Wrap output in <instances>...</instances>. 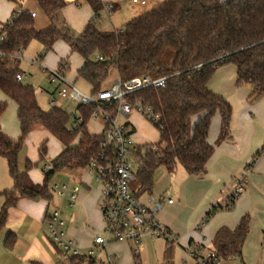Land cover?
Masks as SVG:
<instances>
[{"label":"trees","instance_id":"trees-1","mask_svg":"<svg viewBox=\"0 0 264 264\" xmlns=\"http://www.w3.org/2000/svg\"><path fill=\"white\" fill-rule=\"evenodd\" d=\"M12 1L19 3V0ZM35 1L51 23L48 26L38 28L28 10L13 12L10 19L0 22V50L5 52L0 57V90L16 106L20 132L17 139H11L0 127V156L6 159L13 182L11 189L0 191L4 198L0 206V227L7 210L19 198L52 200L48 182L54 172L68 168L81 170L89 166L92 158L111 155V150L103 145V133H90L86 128L92 105L76 106L73 120L81 115L83 122L73 130L69 126L70 114L65 109L58 105L43 109L32 85L16 79V74L23 71L19 68V59L11 55L21 52L30 41L42 45L43 57L57 40H63L70 52L82 57L84 62L76 77L91 85L90 93L105 89L103 83L112 69L117 70L122 81L140 75L166 76L163 87H144L125 97L130 101L140 99L157 115L150 123L156 128L158 139L137 144L130 157L137 163L132 173L138 184L136 197L151 192L153 173L158 166L172 172L180 165L188 174L196 176L205 172L214 150L207 139L214 114L220 117L216 143L231 137L232 107L207 85L217 67L226 63L235 66V85L248 87V101L264 95V0H165L131 18L120 29L102 30L91 20L76 35L60 15L67 4L65 0ZM86 2L94 13L102 8L101 0ZM63 63L67 64L65 59L59 61L57 67ZM128 74L131 76L127 77ZM5 106L0 103V112ZM36 128L54 136L62 148L49 161L44 160L47 153V140H44L38 147V161L21 163L24 140ZM105 129L106 124H103V131ZM263 152L264 143L246 168L249 169ZM45 162L49 167H42V182H33L28 170ZM235 199L229 196L223 205L210 206L202 222L208 221L218 209L230 210ZM248 230L246 213L234 228L221 226L211 239L210 249L219 260L240 257ZM165 241L161 264H173L172 242ZM13 242L14 237L10 235L5 244L9 247ZM51 242L54 244L52 239ZM86 264H94V261Z\"/></svg>","mask_w":264,"mask_h":264},{"label":"crops","instance_id":"crops-1","mask_svg":"<svg viewBox=\"0 0 264 264\" xmlns=\"http://www.w3.org/2000/svg\"><path fill=\"white\" fill-rule=\"evenodd\" d=\"M21 1L15 3L12 0H0V22L7 21L17 7L35 13L34 18H36L37 13L41 11L36 1L28 0L30 2L24 5ZM66 2L60 15L76 34L91 20L102 30H117L114 27L118 25L120 17L129 19L138 13L137 7L130 5L128 0H101L102 8L97 13H94L86 0H66ZM119 3L122 4V10L112 13ZM108 5L112 6L109 11L106 9ZM146 5L147 0L142 6ZM60 50L55 55V61L58 64L65 59L68 71L67 53L74 52H70L68 45L67 49L60 48ZM79 57L76 70L84 62L80 55ZM207 85L213 92L222 95L232 107L231 137L216 143L220 130V117L214 114L207 137L208 142L214 145V150L206 163L205 172L196 176L188 174L180 165H177L172 172L167 171L164 166L165 170H157L161 167L158 166L153 173L151 192L145 194L160 200L162 208L156 214V218L175 235L183 248L195 243L202 246L203 252L211 247V239L221 226L232 229L247 213L249 230L242 245L241 256L229 258L231 260H219L217 264H264V152L249 168L248 174L244 177V189L236 197L232 208L218 209L208 221L202 222L203 215L212 203L219 200L223 205L226 202L233 188L240 181L241 177H238L264 143V95L255 101H248V87L235 85V66L231 63L217 67ZM0 99L3 100V97ZM4 99L9 100L6 96ZM134 113L137 118H130V113L125 122L132 129L136 145L155 142L158 137L146 142L147 139H151L148 129L151 123L142 115ZM138 118L140 122L137 126ZM93 121L98 124V132H91L88 129L89 120L86 123L88 131L102 132L103 123L100 120ZM3 132L8 136L5 131ZM34 132L39 137L40 144L47 140L44 139L45 134L48 133L46 130L36 128L29 134ZM61 148L62 146H59L54 155L58 154ZM25 153L20 157L21 163L25 160L32 163L38 161L37 156L30 159ZM87 169L73 170V175L80 177V183L73 185L78 187L75 200L72 205L67 203L72 207L67 211L66 216L62 217L66 236L81 249L89 247L94 236L103 229L102 213L97 208L101 187L92 186V179L95 176L92 173L88 174ZM27 173L33 182H42L43 174L36 170V166L31 167ZM165 194L168 195L167 198ZM168 198L172 199L171 203L165 201ZM3 201L2 196L0 206ZM49 203L50 201L41 197H21L7 210L5 222L0 227V264H60L62 259H67L65 251L60 252L45 233L46 221L50 213ZM10 235L14 237V242L8 247L5 241ZM126 244L129 245L127 242H112L107 245V250L115 264H119L120 250L127 249Z\"/></svg>","mask_w":264,"mask_h":264},{"label":"built area","instance_id":"built-area-1","mask_svg":"<svg viewBox=\"0 0 264 264\" xmlns=\"http://www.w3.org/2000/svg\"><path fill=\"white\" fill-rule=\"evenodd\" d=\"M132 2L139 5L146 4V0H132ZM111 7L108 5L106 9L109 11ZM21 11L22 9L17 7L14 12L19 13ZM31 15L35 16V13H31ZM19 53L17 51L11 56L20 60L22 56ZM4 55L5 52L0 50V57ZM98 57L101 59V56ZM29 62L30 65L37 63L33 60H29ZM38 64L42 66L43 71L48 69L50 82L57 81L55 91L57 96L76 101L78 105L93 106L89 119L100 120L106 124V129L102 130L103 145L111 150L110 156L107 154L105 158L103 155L92 158L87 167L101 187L100 199L102 200L101 212L104 221V235L100 233L95 235L92 244L85 250H82L66 236L63 229L61 204L63 200H67L72 205L78 187L70 188L63 183L55 185L59 197H62L61 204L58 205L60 201L55 204L46 221L48 234L54 244L59 249L70 253L77 262L87 263L89 260H93L94 264H115L112 255L107 250V245L112 242H132L131 245L135 252L139 251L144 236H161L168 242L179 243L175 235L156 218V214L162 208L160 200L148 195L141 201L139 197L129 191V179L133 173L129 159L136 149V143L130 126L126 122H117L119 115L127 119L131 112L142 115L149 122L155 121L157 115L152 112L151 107L143 104L140 99L130 101L125 97L144 87H163L166 83V76L140 75L125 81L118 78L110 88H105L96 93H84L75 87L73 81L67 78L65 74L66 63L52 69L45 67L40 61ZM25 77V72L16 74L18 81H23ZM55 102L56 99L52 94L50 103L54 104ZM82 122L83 117L77 115L71 129L77 130ZM42 167L47 169L49 163H43ZM248 172V168L243 171L240 181L233 188L230 196L237 197L242 193L244 177ZM165 201L171 203L172 199L168 198ZM96 250L103 251V260L100 261L97 257L92 256ZM184 250L187 256L194 261V264H217L219 262L218 255L210 248L202 252L200 245L194 243L186 245Z\"/></svg>","mask_w":264,"mask_h":264},{"label":"rangeland","instance_id":"rangeland-1","mask_svg":"<svg viewBox=\"0 0 264 264\" xmlns=\"http://www.w3.org/2000/svg\"><path fill=\"white\" fill-rule=\"evenodd\" d=\"M30 1H35V0H30ZM30 1L28 0H22L21 4H27ZM66 1V0H65ZM165 0H147V5L142 6V5H135L133 4L132 0H128L130 5H133L137 7L138 13L137 15L152 9L156 5L162 3ZM20 3V0L18 1ZM122 4H117V7H115L114 11L112 13H115L118 10H122L121 8ZM103 13V11H102ZM120 12H118L119 14ZM104 15V14H103ZM135 15V16H137ZM134 16V17H135ZM62 18V16H61ZM60 18V19H61ZM129 19H125V17H120L118 25L115 26L114 28H121ZM36 20V25L38 28L46 27L49 24H51L47 17L43 14L42 11L37 13V17L35 18ZM43 20V21H42ZM108 28H113V27H108ZM71 32L76 35L75 30L70 28ZM67 49V44L63 40H57L54 45H53V50L49 51L46 53L45 56L41 57L42 52V45L35 41L32 40L30 41L25 48L21 50L19 55L22 56V58L19 60V68L26 73V77L23 79L24 83H27L29 85H32V87L35 90V96L38 104L43 108V109H48L51 105H59L65 111L70 114V122L69 126L72 127L73 124V113L74 111L77 112L76 106L78 105L76 101L66 99L64 101H61L60 97L56 95V88H57V81L50 82L49 81V74H48V69L46 71H43V68L41 65L38 64L40 61L45 67L52 69L57 67V62L56 60V54H58L61 50ZM68 52V51H67ZM68 56V65L69 69L66 71V76L70 81H73L74 85L76 88L79 90L83 91L84 93H90L91 92V85L83 80L80 77L77 76V70L76 66L79 64L80 57L76 53H67ZM29 60L37 61V63H33L30 65ZM230 64V63H226ZM224 65V64H223ZM222 66V65H221ZM220 67V66H219ZM67 69V68H66ZM69 74V75H68ZM131 76L130 74L126 75ZM119 78L118 72L115 69L110 70L109 75L107 79H105L103 86L104 88H110L113 84V82ZM54 95L56 102L54 104L50 103V98L51 95ZM3 97V100L0 99V103H5V109L0 112V127L3 131H5L8 136L11 139H17L19 137V124L17 120V115H16V107L15 105L11 102V100H6L4 99L5 95L1 92L0 90V98ZM130 118H137L136 114L134 112H131ZM126 119L122 116L117 117V122L122 123L125 122ZM140 122V119H137V126ZM88 129L91 130V132H98V124L93 121V119H89L88 123ZM149 135L151 139H147V141L155 139L158 137V133L156 128H154L151 124H149ZM39 137L36 135V132L32 134H28L24 140V145L22 149V154H26L28 158H32L34 156L38 157V146H39ZM47 139L46 146H47V153L46 157L44 160L49 161L51 158H53L55 153L57 152L59 146H61L60 142L53 137L50 133L45 134V138ZM134 139V138H133ZM154 141V140H153ZM152 141V142H153ZM145 148L142 146L141 152L143 153ZM129 162L132 166V172L136 170L137 168V163L131 159H129ZM87 169V168H86ZM158 169L165 170L163 166L158 167ZM36 170L39 171V173H42V164H37L36 165ZM156 170V171H157ZM85 171V170H84ZM244 171V170H243ZM238 178L241 177V175ZM88 174H91V171L89 169L86 170ZM156 174V172H155ZM94 176V175H93ZM92 176V177H93ZM66 184L68 187L72 188L73 185H79L80 183V177L74 176L73 175V169H65V170H58L54 172L48 182L49 187L51 188L52 191V200L49 203L48 211L51 212L52 209L55 206V203L58 201L60 205L62 197H59L58 195V190L56 189L55 185H61V184ZM99 186L98 180L94 177L92 179V186L97 187ZM13 187V182L11 177L9 176L8 169H7V164H6V159L0 156V191L6 190V189H11ZM129 191L131 193H137L138 191V184L136 180L131 177L129 179ZM146 194L141 193L139 194V200L143 201L145 199ZM165 198L168 197L167 194L164 195ZM2 195H0V198ZM177 200V199H176ZM163 202V201H162ZM218 202L212 203L211 206L216 205ZM68 201L63 200L61 204V209H62V217L66 216L67 211L72 207L70 205H67ZM101 203L102 200L100 199L97 205V208L101 210ZM220 204V203H219ZM99 206V207H98ZM209 209V208H208ZM102 213V212H101ZM204 218V215H203ZM103 228H104V221H103ZM47 230V226H46ZM45 233L48 234V231H45ZM100 234L104 235L103 229L100 231ZM50 237V236H49ZM129 245H127V249H121L119 253V264H161L162 263V252L165 246V239L161 236H156V237H149V236H144L142 238V245L140 246V249L138 252H135L134 249L132 248V242H127ZM82 250H85L83 248ZM65 255L67 259L63 260L60 264H86L84 262H77L73 261L72 255L68 252H65ZM93 257H97L98 260H103L104 253L102 250L100 251H95L92 255ZM60 257V256H59ZM58 257V258H59ZM70 257V258H69ZM70 259V260H69ZM72 259V260H71ZM231 260V259H229ZM228 261V260H227ZM172 262L173 264H194V261L187 256L183 245L180 243H172Z\"/></svg>","mask_w":264,"mask_h":264}]
</instances>
